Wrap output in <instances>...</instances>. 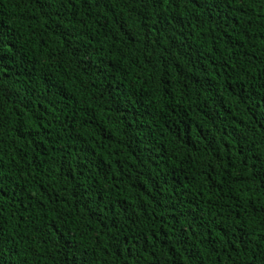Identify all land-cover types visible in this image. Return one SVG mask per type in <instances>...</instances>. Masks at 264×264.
I'll list each match as a JSON object with an SVG mask.
<instances>
[{
    "label": "trees",
    "instance_id": "16d2710c",
    "mask_svg": "<svg viewBox=\"0 0 264 264\" xmlns=\"http://www.w3.org/2000/svg\"><path fill=\"white\" fill-rule=\"evenodd\" d=\"M0 264H264V0H0Z\"/></svg>",
    "mask_w": 264,
    "mask_h": 264
}]
</instances>
